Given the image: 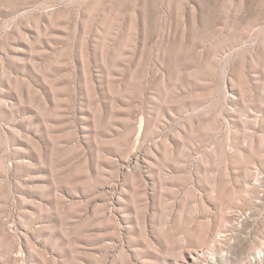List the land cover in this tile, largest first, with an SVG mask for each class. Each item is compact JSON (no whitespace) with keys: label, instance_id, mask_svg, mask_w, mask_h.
Returning a JSON list of instances; mask_svg holds the SVG:
<instances>
[{"label":"rangeland","instance_id":"374dc122","mask_svg":"<svg viewBox=\"0 0 264 264\" xmlns=\"http://www.w3.org/2000/svg\"><path fill=\"white\" fill-rule=\"evenodd\" d=\"M243 216L231 264L264 249V0H0V264H196Z\"/></svg>","mask_w":264,"mask_h":264},{"label":"built area","instance_id":"2783aa9c","mask_svg":"<svg viewBox=\"0 0 264 264\" xmlns=\"http://www.w3.org/2000/svg\"><path fill=\"white\" fill-rule=\"evenodd\" d=\"M247 217L248 216L237 217L227 222L224 229L217 235L210 247L194 254V262L196 264H231L232 261L235 260L231 250L221 248L224 247V244L227 241L234 242L235 238L239 237V234H235V231L241 229V226ZM261 251H264V249ZM258 253L249 257L248 262L263 264L264 255L261 257Z\"/></svg>","mask_w":264,"mask_h":264},{"label":"bare ground","instance_id":"6f19581e","mask_svg":"<svg viewBox=\"0 0 264 264\" xmlns=\"http://www.w3.org/2000/svg\"><path fill=\"white\" fill-rule=\"evenodd\" d=\"M258 255L262 257L264 255V251L259 252Z\"/></svg>","mask_w":264,"mask_h":264}]
</instances>
